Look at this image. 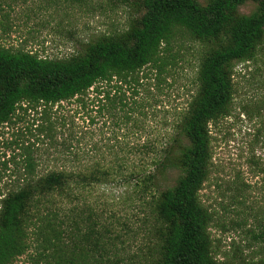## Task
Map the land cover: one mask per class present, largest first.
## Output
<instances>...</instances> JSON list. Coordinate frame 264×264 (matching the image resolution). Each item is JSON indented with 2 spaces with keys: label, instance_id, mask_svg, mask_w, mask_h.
Here are the masks:
<instances>
[{
  "label": "trees",
  "instance_id": "1",
  "mask_svg": "<svg viewBox=\"0 0 264 264\" xmlns=\"http://www.w3.org/2000/svg\"><path fill=\"white\" fill-rule=\"evenodd\" d=\"M117 1L141 15L125 31L88 42L78 54L51 59L0 45V129L32 112L35 130L53 136L68 125L59 114L63 103L74 104L75 114L95 110L119 126L139 129L143 81L150 73L160 79L171 72L173 45H197L196 91L173 133L165 135L160 150L145 144L138 161L150 160L143 167L128 162L127 175L125 158L113 160L145 207L144 245L123 258L118 237L92 218V210L87 218L76 207L65 212V201H72L76 190L112 181L116 168L91 165L39 176L28 158L22 184L0 186V264H219L209 232L212 215L200 199L210 173V126L231 113L236 63L252 61L264 43V0ZM66 2L70 8L86 4ZM247 3L256 4L255 10L241 13ZM5 6L11 1L0 0V15ZM4 20L0 28L6 31ZM171 169L180 172L176 184L158 191L156 171ZM253 238L264 254V217Z\"/></svg>",
  "mask_w": 264,
  "mask_h": 264
},
{
  "label": "rangeland",
  "instance_id": "2",
  "mask_svg": "<svg viewBox=\"0 0 264 264\" xmlns=\"http://www.w3.org/2000/svg\"><path fill=\"white\" fill-rule=\"evenodd\" d=\"M6 1H11V6H5L0 15V20L4 16L7 21L6 31L0 28V45L51 59L78 54L88 42L125 31L141 15L137 7L117 0H86L82 7L71 8L66 0ZM255 8L256 4L247 3L240 7V12L250 14ZM171 51V72L160 79L150 73L143 81L145 88L137 97L144 104L139 129L128 124L119 126L95 110L75 114L76 107L70 103H63L59 113L66 118L67 127L57 129L53 136L35 130L32 112L19 124L2 127L1 189L22 184L28 158L35 163L39 176L53 169L112 166L118 176L108 183L76 190L73 200L65 201L64 209L68 214L76 207L83 218L92 210V218L108 226L111 235L119 238L117 244L123 258L138 252L144 245L145 207L131 192L132 185L121 179L122 171L113 160L125 158V175L128 162L143 167L150 159L146 156L138 161L143 155H137L138 152L151 143L155 150L161 149L165 135L173 133L195 94L201 50L185 41L182 46L173 45ZM233 84L235 95L230 115L210 126V173L200 199L212 215L209 232L218 263L259 264L264 254L253 236L264 217V43L252 61L236 63ZM90 94L94 96L93 89ZM90 117L94 118L93 123ZM156 174L158 191L174 186L180 176L176 169Z\"/></svg>",
  "mask_w": 264,
  "mask_h": 264
}]
</instances>
